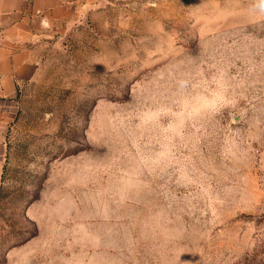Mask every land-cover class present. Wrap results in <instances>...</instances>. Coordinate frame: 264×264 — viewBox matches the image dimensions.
Returning a JSON list of instances; mask_svg holds the SVG:
<instances>
[{"label": "rangeland", "instance_id": "obj_1", "mask_svg": "<svg viewBox=\"0 0 264 264\" xmlns=\"http://www.w3.org/2000/svg\"><path fill=\"white\" fill-rule=\"evenodd\" d=\"M0 102V264H264V0H52Z\"/></svg>", "mask_w": 264, "mask_h": 264}, {"label": "crops", "instance_id": "obj_2", "mask_svg": "<svg viewBox=\"0 0 264 264\" xmlns=\"http://www.w3.org/2000/svg\"><path fill=\"white\" fill-rule=\"evenodd\" d=\"M52 0H0V102L11 99L21 83L34 77L36 54L31 23L47 14Z\"/></svg>", "mask_w": 264, "mask_h": 264}]
</instances>
